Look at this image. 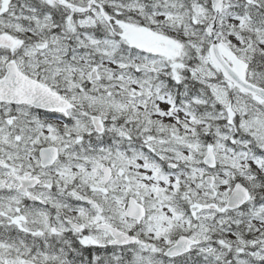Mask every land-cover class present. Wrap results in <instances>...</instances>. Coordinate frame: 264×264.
Masks as SVG:
<instances>
[{"label":"snow or ice","instance_id":"snow-or-ice-1","mask_svg":"<svg viewBox=\"0 0 264 264\" xmlns=\"http://www.w3.org/2000/svg\"><path fill=\"white\" fill-rule=\"evenodd\" d=\"M0 264H264V0H0Z\"/></svg>","mask_w":264,"mask_h":264}]
</instances>
